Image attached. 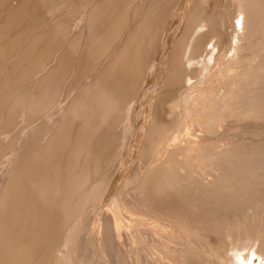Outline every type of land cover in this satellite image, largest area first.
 Segmentation results:
<instances>
[{
	"label": "bare ground",
	"instance_id": "1",
	"mask_svg": "<svg viewBox=\"0 0 264 264\" xmlns=\"http://www.w3.org/2000/svg\"><path fill=\"white\" fill-rule=\"evenodd\" d=\"M6 1L8 0L3 4H7ZM51 1L48 7L52 10L51 20L48 18L50 22L47 24V19L39 18L38 24L35 23L43 26L42 29L49 26V30L45 28L46 30L39 31L21 60L13 66L14 72L18 69L17 65H23L22 70L27 74L22 71L24 75L19 73L15 77L22 81V78H28L34 72L42 73L53 62L51 67L48 66L49 73L38 80L34 104L28 110V118L24 121L26 123L36 119L41 122L34 125H31L33 122L28 123L34 127L29 128V131L33 130L32 135L21 140V166L18 168L20 164L16 165L17 170L12 174L11 181L7 180L6 183L10 184L0 191V264H212L209 259L212 256L222 264H264L263 222L261 228L259 221V225L253 226L250 221L247 224L246 218L241 219V216L250 215L248 209H244L245 206L252 202L255 205L256 202H264V170L254 166L259 161V156L255 157L257 150L264 148V0H183L180 4L183 7L186 3L192 4V11L189 17L186 14L189 19L186 27H183L185 31L181 32V38L178 32L177 35L174 34L180 38L176 41L175 49L176 43L174 47H170V37L164 32L166 27H170L167 22L172 17L178 18V21L183 20L184 12L177 16L175 12L178 13L185 7L175 11L176 6L171 4L177 5L178 1L164 5L168 3L166 2L161 5L159 12L154 13H158L157 18L152 14L156 24L152 32L146 33L147 39L143 35L145 32L141 33L142 36L139 35L140 32L135 34L146 40L145 56L141 55L144 59L137 54L142 49L137 48L134 35L129 33L125 36L126 27H123L129 16L128 6L131 5V0H65L67 8H64V0ZM39 3H36L37 8L42 5V2ZM135 10L136 8H132L131 15ZM48 11L46 12L49 14ZM20 17L17 15L10 21L7 20L6 31L0 36V44L7 37V30L20 24ZM24 17L21 19L24 20ZM80 20L86 21L88 25L93 23L94 26L91 29L87 25L91 29L88 38L92 39H88L87 48L82 49L86 50V55H82L83 51L79 52L81 57L85 56L86 62L81 58L84 66L82 68L81 63L78 65L83 73L76 72L77 74L89 75L93 72L98 66L97 57L106 46L110 43L113 45V41L119 39L120 36L115 38L117 34L122 35L124 32L121 38L127 40L122 39L120 45L114 46L116 48L112 49V58L106 59V64L98 73L89 77L91 80L86 89L82 87L78 91L79 95L76 93L70 114L75 115L77 110H82L90 113H87L90 116L82 120L86 116L82 117L79 113L82 118L78 119L83 122L77 125L75 120V124L63 122L51 125L53 121L49 123L46 119H51L55 111L60 86L68 71H72L69 66L73 68L72 65H76L72 64L73 60L70 64L69 59L75 56H71L72 47H65L64 42L71 40L69 42L76 44L79 33H74V27H77ZM101 20L105 23L104 28V25H100L103 24ZM0 28L3 30L2 26ZM133 28L130 31H136ZM35 33L31 35L34 36ZM169 35L173 36V31ZM165 39H168V43L164 42ZM158 40L162 43L160 49L165 64L160 62V66L165 65L163 74H167V82L164 84L169 87V96L166 95V101L163 100L166 96L161 100L156 97L166 103L162 110L165 118L163 115L159 116L160 120L154 125L155 129L149 130L153 132L150 138L147 137L143 155L141 154L142 157L133 171L128 172L121 164L132 141L126 144L129 142L127 140L122 144L121 138L117 137L119 130L115 132L117 123L113 120L110 121L115 125L108 127L111 128L110 132H102L104 120L119 102V106L122 104V97L125 96L122 94L125 93L123 90L130 86L133 89L140 83L132 85L137 75L142 74L146 68L142 65L144 61L149 62L152 54L157 52L155 49ZM233 41L235 45L227 48L228 43ZM140 53H144V49ZM30 57L33 62L25 63ZM81 59L79 57L80 61ZM82 77L84 80L85 77ZM76 83L70 84L72 86ZM72 87L75 88V85ZM157 90L159 89L155 91ZM144 96L146 98L145 94ZM126 101L128 103L131 100ZM126 113L127 110L123 113L125 118ZM112 116L115 117L114 114ZM24 126L27 127V123ZM196 128L202 134L197 133ZM233 130H237L235 132L238 136L244 133L250 134V137L246 138L249 136L246 135L243 140L240 137V142L239 137L234 138L236 134L233 135ZM121 131L120 134L123 135ZM231 136L236 140H232ZM245 138L249 140L245 141ZM138 152L140 155L139 150ZM134 154L128 156L130 161L126 162L127 165H131ZM251 205L247 207L253 209ZM198 206H201V210L197 209L198 212L208 209L211 218L217 216L215 213L218 209L223 218L208 219L206 225L200 220L193 223L188 212L193 216V211L196 212ZM214 206L217 208H212ZM239 209L240 213L243 209L247 214L239 216ZM198 212L197 214L201 213ZM235 216L236 219H233ZM93 218L100 219L99 222L102 223H99V228L89 230ZM252 219L254 221L253 217ZM229 224H234L233 228L244 225L243 228L240 227L238 234L244 230L242 236L246 235V239H241L244 242L240 243L248 245L250 240L254 243L251 247L248 245L250 249H247L246 244V248L244 245L236 248L238 238L231 235L236 230L229 232V235L225 230L230 229ZM202 232L205 235L214 234L213 240H204ZM242 250L244 251L241 252Z\"/></svg>",
	"mask_w": 264,
	"mask_h": 264
},
{
	"label": "rangeland",
	"instance_id": "2",
	"mask_svg": "<svg viewBox=\"0 0 264 264\" xmlns=\"http://www.w3.org/2000/svg\"><path fill=\"white\" fill-rule=\"evenodd\" d=\"M5 0H3V1H1L0 0V2H1V4H0V21H2L0 24V26H2V29L3 30H1V28H0V36L2 35V34H4V31H6V25L8 24V21L7 20H9L10 21V19H12L13 17H15V16H17L18 15V17H20V24L18 23V24H16L15 25V27H13V26H11L12 28H9L8 30H7V37L6 38H8V40L6 39V38H4V41L2 40L1 42L3 43V42H5L6 41V43H1L0 45V48H1V50H0V153H2V154H0V191H3V189L4 188H6L9 184H6V183H8V181L7 180H9V182L11 181V179H12V174L14 175V173H15V170H17V167H16V165H18V164H20L19 166H18V168L21 166V160H20V158H21V140H24L27 136H29L30 134L32 135V131L33 130H30L29 131V128L30 127H34V126H31V125H34V124H37V123H39V122H41V121H36V119H33V120H31L30 122H26L27 123V127H25L24 125L26 124V123H24V121H26L27 119L26 118H28V110H30V108L33 106V104H34V98H35V95L37 94V85H38V83H39V81H40V79H41V77H43L44 75H47L49 72H48V70L47 69H50L48 66H52V63L49 65L48 64V66H46V68H45V70L42 72V73H40V74H35V72L33 73V75L32 74H30V75H32V76H27L28 78H25V79H23L22 78V81H21V78H20V80H18L17 78H15V77H17V75L19 74V73H22V71L24 70H22V68H23V65L21 64V66H18L17 65V70H18V73H16L17 72V70H14V72H13V66H15L16 64H17V62L18 61H20L21 60V58L23 57V54H24V52L27 50V48H28V46L30 45V43H32L33 41H34V39H35V37L37 36L36 34H38L39 33V31L40 32H42L43 30H46L45 28H47V30H49L48 29V25H46V26H48V27H44L43 29L41 28V27H43V26H38L37 24H38V20H39V18H44L45 20H46V22H47V24H48V22H50L49 21V19L51 20V18H52V13H51V11H50V9L48 8L49 6H50V3L52 2L51 0H46L47 2H45L44 0H41V1H39V0H22V1H20L19 0V2H18V0H8V1H6L7 2V4L6 3H4L3 4V2H4ZM10 1V2H9ZM26 1H28V3L30 4V5H27L26 6V4H28ZM67 1V0H66ZM94 2H96V1H98V0H93ZM158 1V2H157ZM157 1H154L153 2V0L151 1V0H131V5H129L128 6V8L130 9L129 10V13H128V17H127V21L126 22H124L125 24H124V26L123 27H126V28H124L125 29V31L127 32L126 34H125V36L128 34L129 35V33H132L133 35H134V37H133V35H131L130 34V36H132L135 40H142V39H144V37H141L140 38V36H142V34L143 35H145V39H147V36H148V34H146V33H149V32H152L153 30H154V25L156 24V19L155 18H157L158 17V13L157 14H154V13H156L157 11L159 12V9H160V7H161V5H163L164 3H166V2H168V3H166V4H164V5H169V3H172L173 1H176V0H162V2L161 1H159V0H157ZM165 1V2H164ZM172 1V2H171ZM178 1V3L180 4V2H182L183 0H177ZM177 1L176 2H174V3H177ZM190 1V0H189ZM189 1H188V3H189ZM21 2V5H18L19 3ZM38 2H40L39 4H41V2H42V7L39 5V8H37V6H36V3ZM65 2V0L63 1V3ZM157 2V3H156ZM33 3H34V5H33ZM66 4H67V2H65ZM64 3V4H65ZM136 3V4H135ZM149 3V4H148ZM159 3H160V5H159ZM177 3V5L176 4H171V6H176L175 8H177L175 11H179L181 8H184L183 10H181L180 12H175V15L177 16L178 14H181V15H183V12H184V16L182 17L183 18V20L182 21H178V18H174V17H172L170 20H168V22H167V24L170 26V27H166V29H165V34H166V36L168 35L170 38H169V45H170V47L172 46V47H174V45H175V43H176V41L178 40L179 41V39L181 38V36L183 35V33H184V29H183V27H186V25H187V22H188V17L191 15V11H192V4H190V5H187V3L185 4L186 6H184L183 7V5H179ZM17 4V5H16ZM43 4H44V7H43ZM64 4H63V6H64ZM65 4V6H64V8H67L66 5ZM153 4H154V6L156 7H154L153 6ZM15 5H16V7H15ZM46 5V6H45ZM148 5V6H147ZM151 5V6H150ZM158 5V6H157ZM10 6V7H9ZM24 6V7H23ZM25 6H26V8H25ZM189 7V9H188V7ZM29 9H28V8ZM2 8V9H1ZM13 8V9H12ZM21 10V11H19V9ZM22 8H24V10H25V12H24V10L22 9ZM40 8H42V9H40ZM44 8H45V11H44ZM48 8V9H47ZM51 8V7H50ZM63 8V9H64ZM132 8H136V10H135V15H134V13H133V11H134V9H133V11H132V14L133 15H131V10H132ZM34 9V10H33ZM154 9V10H153ZM179 9V10H178ZM186 9V10H185ZM188 9V10H187ZM49 10V11H48ZM185 10V11H184ZM6 11V12H5ZM19 11V12H18ZM34 11V12H33ZM41 11V12H40ZM46 11H48L49 12V14L46 12ZM12 12V13H11ZM21 12H23V13H26V18L23 16V13L21 14ZM31 13H32V15H31ZM35 13H37V14H35ZM40 13V14H39ZM189 13V14H188ZM44 14V15H43ZM152 14H154L155 15V18L154 17H152V16H154V15H152ZM186 14H187V16H186ZM10 15V16H9ZM42 15V16H41ZM49 15V16H48ZM131 15V16H130ZM174 15V16H175ZM24 17V20L23 19H21V18H23ZM30 16V17H29ZM38 18H37V17ZM45 16V17H44ZM48 16V17H47ZM8 17V18H7ZM135 17V18H134ZM152 17V18H151ZM49 18V19H48ZM174 18V19H173ZM185 18V19H184ZM187 18V19H186ZM33 19V20H32ZM155 21H154V20ZM172 19H173V21H172ZM177 19V20H176ZM5 22H4V21ZM21 20H23V21H21ZM37 20V21H36ZM137 21V22H136ZM142 21V22H141ZM187 21V22H186ZM21 22H22V25H21ZM33 22V23H32ZM101 22H103L102 20H101ZM140 22V23H139ZM30 23V24H29ZM35 23H37V24H35ZM91 23V22H90ZM107 23V22H106ZM131 23V24H130ZM138 23V24H137ZM29 24V25H28ZM35 24V25H37L36 27H38V28H36L35 27V25L33 26V25ZM76 24H77V22H76ZM75 24V25H76ZM80 24V25H79ZM81 24H82V27H81ZM84 24V25H83ZM130 24V25H129ZM136 24H137V26H136ZM145 24V25H144ZM167 24H165V26H168ZM5 25V26H4ZM87 24V22L86 21H82V20H80V21H78V25H77V27H74V31L76 30V32H74L75 34L76 33H79L78 34V39H77V41H76V44L74 43V42H69V41H71V40H66L65 42H64V46L66 47V46H68L69 48L70 47H72L71 49H72V51H73V53L71 54V56L73 55V56H75V57H71L69 60H70V64H71V61L73 60V63L72 64H76L75 66L74 65H72L73 66V68L75 69H73L72 67H70L69 66V69L70 70H72L71 71V73H70V71H68V74L70 73V75H68L67 74V76H66V78H65V81H64V83L60 86V89H59V92L60 93H58V94H60L59 95V97H58V99H57V101H55L56 102V105L54 106V109H55V111H54V115L52 114V116H53V118H52V116H51V119H46V117H47V115L45 114V119L47 120V122H49V123H51V121H53L52 123H51V125H56V124H58V123H63V122H66V123H74L75 124V122H74V120L76 121V125L77 124H81V122H83V121H79V119L78 118H80V120H81V118L82 117H85V118H83L82 120H84V119H86V118H88L90 115H88V114H90V113H88L87 111L85 112V111H82L81 110V112H80V110L78 111H76V113H75V115H72V114H70L71 113V109H72V104H74L75 102L73 101V100H75L76 99V95L78 94V91H81L80 89H86L88 86H89V84H90V78L92 77V76H94L95 74H97L98 73V71H99V69L102 67V66H104V64H106V59L107 60H110L112 57V55H113V52H114V50H115V48L117 47V44L118 45H120L119 43H121L122 41H124V39H126V38H121L122 36H124V32L122 33V35L120 34H117L116 36H115V38H117V37H119V39L117 38V41H118V43H117V41H116V39L113 41V45L110 43L108 46H106V48H105V50L103 51V53H102V51H101V53H100V57L101 58H99V56L97 57V59L96 60H98V66H97V68H95L94 70H93V72H91L89 75H86L85 73V75L84 74H77V73H79L82 69H81V66H82V68H83V60L81 59V58H83L84 59V61H85V56H83V57H81V53H79V52H82V55H84L83 53H85L86 52V50L84 51V50H82V49H86L87 47H86V45H87V43L92 39V38H88V36H89V31L92 29V27L94 26V24L92 23V24H90V25H88ZM100 25H104L103 26V28L105 27V23L103 22V24L101 23ZM131 26V27H130ZM177 27V30H176V27ZM180 26V27H179ZM21 27V28H20ZM27 27H29V28H27ZM40 27V28H39ZM129 27H130V29H129ZM134 27V28H133ZM136 27V28H135ZM140 27V28H139ZM15 28V29H14ZM25 28V29H24ZM34 28V29H33ZM87 28V29H86ZM132 28L133 29H136V31L135 30H133V31H130V30H132ZM170 28V29H169ZM179 28V29H178ZM5 29V30H4ZM19 29V30H18ZM23 29V30H22ZM33 29V30H32ZM38 29V30H37ZM140 29V30H139ZM10 30V31H9ZM29 30V31H28ZM32 30V31H31ZM42 30V31H41ZM176 30V31H175ZM184 30V31H183ZM35 31L37 32V33H35ZM86 31V32H85ZM134 31H135V33H134ZM142 31V32H141ZM172 31H173V36H170L169 34H172ZM183 31V33H182V35H181V32ZM21 34H20V33ZM35 33V35L33 36V35H31L32 33ZM44 32H46V31H44ZM137 32H140L139 33V35L140 36H137L138 34H137ZM177 32H178V36L180 37L179 39H178V37L176 36L177 35ZM142 33V34H141ZM169 33V34H168ZM8 34H10V35H8ZM135 34H137V35H135ZM174 34H176V35H174ZM18 35H19V37H18ZM30 35V36H29ZM85 35V36H84ZM127 35V36H128ZM181 35V36H180ZM3 36V35H2ZM15 36H17V37H15ZM28 38H27V37ZM167 36V37H168ZM12 37H15V38H12ZM31 39H30V38ZM33 37H34V39H33ZM131 37V38H132ZM136 37H138L139 39H137ZM166 37V38H167ZM173 37V38H172ZM175 37V38H174ZM176 37H177V39H176ZM19 38H21V39H19ZM83 39V40H82ZM88 39H89V41H88ZM123 39V40H122ZM172 39V40H171ZM175 39V40H174ZM14 40V41H13ZM19 40V41H18ZM122 40V41H121ZM127 40V39H126ZM140 40V41H141ZM160 40V39H159ZM158 40V44H157V46L159 47H157L156 46V49H155V51H157V52H154V55L152 54V58H149V62L148 61H144V63L142 64L143 65V67H145L146 66V68L145 69H147V70H143L141 73L142 74H138L137 75V77L134 79V81H133V83H132V85L134 86V84L136 85V82H140V83H137V86H135V88L133 87V89H132V86H130L129 88H126V90H123V91H125V93L123 92L122 94H124L125 96H123L122 97V104L119 106V104H120V102H119V104H118V106H115L116 108L114 109L113 108V110H111V111H109V116L111 115H115V117L114 116H110V118H108L109 116H107L106 115V117H105V126L103 127V129H102V132H104V130H109L108 132H110V129L108 128V127H110V126H112V125H115L116 123L118 124V123H120V124H116L115 125V132H118V130H119V134L118 133H116V134H118L117 135V137L118 138H121V141H122V144H125L126 143V141L127 140H129V142H127L126 144H128V143H130L131 141H132V144H131V146H130V149L128 148V150L126 151V153H125V156L123 157V159H124V161H122L123 163L121 164L122 166H123V169H126L128 172H132L133 171V169H134V167L136 166V163L140 160V158L142 157V155H143V149L145 148V145H146V141L148 140V138L147 137H149L150 138V136H151V132H153V131H149L150 129L151 130H154L155 129V126L154 125H157V123H159V120H160V118H159V116H162L163 114H162V110L166 107V103H163L162 101L164 100V101H166L167 99H168V96H169V92H167L168 91V86H166V84H164V83H166L167 82V74H163V72L165 71V65H163V64H165L164 63V58H163V52H162V50L160 49L161 48V46H162V43L160 42ZM166 39H165V41L164 42H167L168 43V41H167ZM174 40V41H173ZM22 41V42H21ZM25 41V42H24ZM32 41V42H31ZM83 41H85V42H83ZM120 41V42H119ZM136 41V43H137V45H138V49L140 48V49H142V50H139V51H142L143 52V49H144V53H140L139 54V51H138V55H140V57H142V56H145V44H146V40H142V41H144V42H140V41H138L137 42ZM10 42V43H9ZM15 42V43H14ZM79 44H78V43ZM161 44H160V43ZM235 41H233V43L232 42H230V43H228V47L227 48H231L232 46H234L235 45V43H234ZM68 43V44H67ZM143 43V44H142ZM8 44V45H7ZM14 44V45H13ZM81 44V45H80ZM84 44V45H83ZM74 47H73V46ZM78 47H77V46ZM143 45V46H142ZM3 46V47H2ZM8 46V47H7ZM76 46V47H75ZM82 46H85V47H82ZM113 46V47H112ZM114 46H116V47H114ZM176 46H177V43H176V45H175V47H174V49L176 48ZM229 46H231V47H229ZM5 47V48H4ZM3 48V49H2ZM136 48V49H137ZM7 49H9V50H7ZM75 49V50H74ZM112 49H114V50H112ZM173 49V50H174ZM79 50V51H78ZM172 50V51H173ZM3 53H2V52ZM6 51V52H5ZM164 51V50H163ZM78 52V53H77ZM112 52V53H111ZM110 53V54H109ZM160 53V54H159ZM162 53V54H161ZM3 54V55H2ZM76 54V55H75ZM143 54V55H142ZM159 54V55H158ZM164 54H165V52H164ZM15 55V56H14ZM85 55H86V53H85ZM136 55V54H135ZM138 55H136V56H138ZM142 55V56H141ZM156 55V56H155ZM108 56V57H107ZM110 56V57H109ZM158 56V57H157ZM18 57V58H17ZM76 57H78L77 59H76ZM79 57H80V59L82 60V61H80L79 60ZM140 57H139V59H140ZM150 57V56H149ZM166 57V56H165ZM75 58V59H74ZM143 59H144V57H142ZM20 59V60H19ZM100 59V60H99ZM162 61H161V60ZM31 60H33L32 59V57H30V58H28L26 61L27 62H25V63H30V61ZM75 60V61H74ZM157 60H158V62H157ZM2 61V62H1ZM151 61V62H150ZM153 61V62H152ZM31 62H33V61H31ZM86 62V61H85ZM84 62V63H85ZM148 62V64H146ZM163 63L162 64V66H160L161 65V63ZM78 63H79V65H80V63H81V66H79L78 65ZM150 63V64H149ZM155 63V64H154ZM153 64V65H152ZM78 65V66H77ZM25 66H26V64H25ZM50 66V67H51ZM150 66V67H149ZM20 67H21V70H20ZM80 67V68H79ZM148 67V68H147ZM25 68V67H24ZM76 68L79 70V69H81V70H76ZM159 68V69H158ZM162 68V69H161ZM4 69V70H3ZM98 69V70H97ZM159 70V71H156V70ZM19 70H20V72H19ZM163 70V71H162ZM77 72V73H76ZM159 72H161V73H159ZM23 73L24 74H27V73H25L24 71H23ZM22 73V75H24ZM31 73V72H30ZM75 73V74H74ZM80 73H83V72H80ZM157 73V74H156ZM74 74V75H73ZM161 74V75H160ZM14 75V76H13ZM140 75V76H139ZM142 75H144V76H142ZM155 76V78H154V76ZM40 76V77H39ZM70 76V77H69ZM73 76V77H72ZM79 76H81L79 79H80V81H77V80H79L78 79V77ZM82 76H84L85 78H84V80H83V77ZM158 76V77H157ZM90 77V78H89ZM139 77H141V78H139ZM164 77V78H163ZM10 78H11V80H10ZM70 78V79H69ZM72 78H75L74 80L72 79ZM82 78V79H81ZM158 78V79H157ZM12 79H14V80H12ZM67 79H68V81H67ZM72 79V80H71ZM88 79H89V82H88ZM151 79V80H150ZM153 79H154V81H153ZM155 79H156V83H155ZM210 79V78H209ZM39 80V81H38ZM76 80V81H75ZM158 80V81H157ZM161 80V81H160ZM166 80V81H165ZM72 81V82H71ZM77 82L76 84H73V85H75V88L74 87H72L71 86V84L72 83H74V82ZM85 81V82H84ZM143 81V82H142ZM153 83H155V84H151L152 82ZM160 81V82H159ZM69 82V83H68ZM81 82V83H80ZM84 82V83H83ZM86 82H88L86 85H84ZM147 82V83H146ZM71 83V84H70ZM159 83L160 84H162V85H159ZM140 84V85H139ZM164 84V85H163ZM8 85V87H5V86H7ZM64 85V86H63ZM71 87H70V86ZM82 85V86H81ZM84 85V86H83ZM88 85V86H87ZM3 86V87H2ZM69 86V87H68ZM77 86V87H76ZM139 86V87H138ZM142 86H144L145 88H142ZM156 86V87H155ZM159 86V87H158ZM68 87V88H67ZM79 87V88H78ZM83 87V88H82ZM137 87V88H136ZM149 88L148 89V91H147V88ZM67 88V89H66ZM78 88V90H77V92H74V91H76V89ZM139 88V89H138ZM164 89V91L166 92H164L162 89ZM63 89V90H62ZM128 89V90H127ZM131 91H130V90ZM135 89H138L137 91L138 92H140V93H138ZM146 90L145 92H144V90ZM156 89H159L160 90V96H158V92H159V90H157V91H155ZM167 89V90H166ZM7 90V91H6ZM12 90V91H11ZM139 90H141V91H139ZM69 91V92H68ZM150 91V93L148 94V92ZM153 91V92H152ZM163 91V92H162ZM7 92V93H6ZM36 92V93H35ZM62 92H63V94H62ZM130 92V93H129ZM131 92H132V94H131ZM138 94H137V93ZM144 92V94L146 95V98H145V96H144V94H141V93H143ZM155 92V93H154ZM157 92V93H156ZM2 93V94H1ZM75 93V94H74ZM77 93V94H76ZM133 93H135V94H137V95H135V94H133ZM6 94H8V95H6ZM162 94H164V95H162ZM74 95V96H73ZM79 95V94H78ZM142 95V96H141ZM149 95V96H148ZM152 95V96H151ZM155 95V96H154ZM166 95H168V96H166ZM5 98H4V97ZM73 96V97H72ZM127 96H129V97H127ZM159 97V99L161 100L162 98H164V96H166L165 97V99H163L162 101H159V99L157 98V97ZM163 96V97H162ZM8 97V98H7ZM127 97V98H126ZM150 98V97H152V99L150 98V99H148V98ZM66 98V99H65ZM74 98V99H73ZM131 98V99H130ZM133 98V99H132ZM126 99L127 100H131V101H128V103H127V101H126ZM155 99V100H154ZM157 99V100H156ZM4 100V101H3ZM151 100L152 101V104H151V101L149 102V101ZM36 101H37V99H36ZM124 101V102H123ZM136 101V102H135ZM159 101V102H158ZM5 102V103H4ZM145 102V103H144ZM158 102V103H157ZM161 102H162V104H161ZM64 103V104H63ZM127 104L126 106H125V104ZM130 103V104H129ZM151 105H150V104ZM154 104V105H153ZM158 104V105H157ZM123 105V106H122ZM145 105V106H144ZM148 105H150V106H148ZM4 106V107H3ZM125 106V107H124ZM158 106V107H157ZM68 107H69V109H68ZM149 107H150V109H149ZM155 109H160V111L158 112L157 110H155ZM70 110V111H69ZM126 110H127V116H126V118L124 117L125 115L123 114L124 112H126ZM142 110H144V111H142ZM150 110V111H149ZM69 111V112H68ZM114 111H115V113H114ZM119 111V112H118ZM122 111V112H121ZM129 111V112H128ZM148 111V112H147ZM152 111H154V112H152ZM156 111V112H155ZM85 112V113H84ZM117 112V113H116ZM121 112V113H120ZM134 112V113H133ZM146 112V113H145ZM153 114H151V113ZM69 113V114H68ZM81 114L82 115V117L81 116H79L78 114ZM84 113V114H83ZM88 113V114H87ZM156 113H160L159 115H157ZM70 117H67V115ZM77 114V115H76ZM88 116H87V115ZM119 114H120V116H119ZM123 114V115H122ZM134 114V115H133ZM71 115V116H70ZM85 115V116H84ZM116 115H118L117 117H116ZM148 115H150V116H148ZM155 115H156V118L154 119V117H155ZM49 116V115H48ZM73 116V117H72ZM77 116V117H76ZM154 116V117H153ZM73 119H72V118ZM75 117V118H74ZM124 117V118H123ZM146 117V118H145ZM163 117L165 118V116L163 115ZM43 118V117H42ZM48 118V117H47ZM56 118V119H55ZM67 118V119H66ZM69 118V119H68ZM77 118V119H76ZM118 120H117V119ZM142 118H143V120H142ZM148 118H149V120H148ZM158 118V120H156ZM44 119V118H43ZM146 119L148 120V121H146ZM4 120V121H3ZM57 120V121H56ZM67 120V121H66ZM69 120V121H68ZM70 120H73L72 122H70ZM110 120H113L114 122H115V124H114V122L113 121H110ZM120 120H123V122L122 121H120ZM156 122H155V121ZM55 121V122H54ZM62 121V122H61ZM79 121V122H78ZM106 121H108V122H106ZM120 121V122H119ZM142 121H143V123H142ZM23 122V123H22ZM33 122V123H32ZM111 122V123H110ZM135 122V123H134ZM154 122V123H153ZM31 124V125H29V124ZM55 123V124H54ZM65 123V124H66ZM108 123H110V124H108ZM113 123V124H112ZM1 124H2V126H1ZM22 125V126H21ZM109 125V126H108ZM123 125V128L121 127ZM117 126H118V128H117ZM136 126V127H135ZM151 126H154V127H151ZM122 129H121V128ZM138 127V128H137ZM151 127V128H150ZM24 128V129H23ZM3 129V130H2ZM21 129H23V130H21ZM31 129V128H30ZM122 131H121V130ZM135 130L134 132L132 131V130ZM140 129V130H139ZM27 130V131H26ZM143 130V131H142ZM22 131V132H21ZM120 131H121V133H124L123 135L122 134H120ZM128 131H129V134H131V135H129L128 134ZM141 133H140V132ZM195 131H197V133L199 132V134H202V132H200L199 130H197V128L195 129ZM235 131H237V130H233V132H234V134L233 135H235L237 132H235ZM30 132V133H29ZM131 132V133H130ZM134 133V135L136 136V137H134V135L132 136V134ZM182 132H183V130H182ZM25 133V134H24ZM29 133V134H28ZM149 133V134H148ZM197 133H195V134H197ZM137 134H138V138H137ZM143 134V135H142ZM120 135V136H119ZM129 135V136H128ZM139 135H141V136H139ZM148 135V136H147ZM232 135V134H231ZM232 135V136H233ZM246 135H249V136H246ZM124 138H123V137ZM232 136H231V139L232 140H236V139H234V138H236V137H239V139H240V142H241V138H242V140H243V138H244V136H246V138H249L250 137V134H242V136H241V134L238 136L237 134H236V136L234 137V138H232ZM25 137V138H24ZM126 137H127V139H126ZM129 137V138H128ZM130 137H133V138H130ZM140 137L142 138V139H140ZM241 137V138H240ZM135 138V139H134ZM144 138V139H143ZM246 138L244 139L245 141H247V140H249V139H247L246 140ZM253 138V137H252ZM124 139V140H123ZM132 139V140H131ZM137 139V140H136ZM143 142V143H142ZM243 142V141H242ZM249 142H251V141H249ZM248 142V143H249ZM10 143V144H9ZM141 143V144H140ZM245 143H247V142H245ZM244 143V144H245ZM135 144V145H134ZM9 147V148H8ZM132 147V148H131ZM6 150V151H5ZM132 150V152L130 153V151ZM138 150L140 151V155H139V152H138ZM262 152V153H260V152ZM4 152H5V154H4ZM136 152V153H135ZM264 148H262V149H259V150H257V152H256V154L257 155H255V157H257V156H259V157H257L258 158V162H256L255 163V165L254 166H256V167H259V169L261 168V169H263L264 170ZM7 153V154H6ZM132 153L135 155L134 156V159H132L131 160V165H127V161H130L129 159H130V157H128V156H132ZM138 153V154H137ZM128 154V155H127ZM142 154V155H141ZM260 154H262V156H260ZM8 155V156H7ZM127 155V156H126ZM136 155H137V157H136ZM4 156V157H3ZM262 157V158H261ZM127 158V159H126ZM20 160L19 161V163H18V160ZM92 160H93V158H91ZM14 160V161H13ZM16 160H17V162H16ZM92 160H90V161H92ZM261 160V161H260ZM86 162H87V160H86ZM89 162V161H88ZM87 162V163H88ZM86 163V164H87ZM258 163V164H257ZM15 164V165H14ZM85 164V163H84ZM83 164V165H84ZM85 164V165H86ZM257 164V165H256ZM10 165V166H9ZM14 165V166H13ZM82 165V166H83ZM125 165H126V167H125ZM9 166V167H8ZM13 167H16V168H14L13 169ZM255 167V168H256ZM122 168V167H121ZM12 169L14 170V172L12 171ZM263 170H262V172H263ZM11 171H12V173H11ZM10 173H11V175H10ZM7 175H8V177H7ZM5 176H6V179H5ZM8 178V179H7ZM10 178V179H9ZM3 182V183H2ZM5 182V183H4ZM6 184V185H5ZM2 185H4V186H2ZM6 186V187H5ZM1 193V192H0ZM250 203V202H249ZM253 203V204H252ZM251 204L253 205H251V204H248L247 206H250L251 205V207H253V209L252 208H248L247 206H245V210L246 209H248V215L249 216H247V217H242L240 214H244L245 212V210H243L242 209V213H240V209L237 211V212H239V216H241V219H244V218H246L245 219V222L247 221V224H250V222H251V224L253 225V226H255V225H259V223H261V222H263V225H264V216H261V215H264V212H263V210H264V207H261L262 206V204H264V202H256V204L257 205H255V202H252ZM259 203V204H258ZM262 203V204H261ZM254 206H257V208L259 209V207H261L259 210L256 208V207H254ZM247 207V208H246ZM200 208V209H199ZM207 208V207H206ZM205 208V209H206ZM212 208H217V207H212ZM219 208V207H218ZM255 208H256V210H255ZM197 209H199V210H201V206L199 207L198 206V208L196 207V212L195 211H193L194 212V215H193V213H192V215L193 216H191L190 214L191 213H189L188 212V217H191V219L190 220H192V222L194 223V221L196 222V220L197 221H201L202 222V224L204 225H206V223L205 222H207L208 221V219H222L223 218V214H221L220 212H219V210L217 209V213H215V214H217V216H212V218H211V216H210V214L208 213V209H206V210H204V207H202V210H204V212H201V211H199V212H201V213H199L198 211H197ZM214 209V210H215ZM263 209V210H262ZM195 210V209H194ZM253 212H251V211ZM207 211V212H206ZM197 212L199 213V214H197ZM253 214V216H252V214ZM261 212H262V214H261ZM207 213L208 214V216H207V214L205 215V214ZM245 214H247V213H245ZM244 214V215H245ZM237 215V216H238ZM194 216H197V217H195L194 218ZM232 216V215H231ZM258 216V217H257ZM259 216H261V217H259ZM201 217V218H200ZM250 219H249V218ZM252 217L254 218V221H253V219H252ZM233 219L235 218L236 219V216L235 217H232ZM257 218H259V219H257ZM263 218V219H262ZM237 219H240L239 217H237ZM257 219V220H256ZM260 219H261V221H260ZM91 220H92V222H91ZM90 221H89V223L91 222V224H89V230H93V229H96V228H99L100 227V225H99V223H102V222H99V221H101L100 219L98 220V219H91ZM98 220V221H97ZM97 221V223H95ZM204 221V222H203ZM250 221V222H249ZM258 221H259V223H258ZM94 222V223H93ZM254 223H256V224H254ZM97 224V226H95ZM233 226H234V224H232ZM232 225H228V227L230 228V229H228V228H225V230H226V233L228 234L229 232H233L234 231V229L236 230V231H234L233 232V234H231L233 237H237L238 238V240L237 241H239L238 243L236 242V241H234V242H236L237 243V245L235 244V246H237L236 248H239L240 246H242V245H244V247H245V244H242V243H240V242H244L243 240H245L246 238H245V236L243 237L242 235L244 234V230L240 233V234H238L240 231H241V228H243L244 227V225L241 227V225H240V227H234L233 228V226ZM263 225H262V223L260 224V226H261V228H263ZM94 226V227H93ZM99 226V227H98ZM96 227V228H95ZM233 229H232V228ZM232 230V231H231ZM263 231H264V228H263ZM234 233H236L239 237H241V238H239L236 234H234ZM202 234V237H205L204 238V240H206V241H211V240H213V235L214 234H211V235H209V234H207V235H205V232H202L201 233ZM230 234V233H229ZM228 234V235H229ZM263 234H264V232H263ZM230 235V237H232ZM235 235V236H234ZM125 236V235H124ZM123 236V237H124ZM207 236V237H206ZM210 237V238H209ZM244 238V239H243ZM125 239V238H124ZM215 239V238H214ZM235 238H233V240H234ZM241 239H243V240H241ZM241 240V241H240ZM247 241V240H246ZM245 241V242H246ZM248 242H250V243H248ZM248 245H250V247L252 246V244H254V243H251V241L250 240H248ZM252 242H254V241H252ZM247 244H246V246H247V249H250V247L248 246ZM243 247V248H244ZM246 248V247H245ZM241 249V248H240ZM244 250H242L241 252H243ZM154 253V252H153ZM155 256H156V254H155ZM213 257V258H212ZM212 257H209V259H210V262L212 263V264H214V263H216V264H222L221 262H218V260H216V257H214V256H212ZM212 258V259H211ZM90 259V258H89ZM214 259V260H213ZM212 260V261H211ZM214 261V262H213ZM218 262V263H217ZM197 263H199V262H193V264H197ZM199 264H201V263H199Z\"/></svg>",
	"mask_w": 264,
	"mask_h": 264
}]
</instances>
